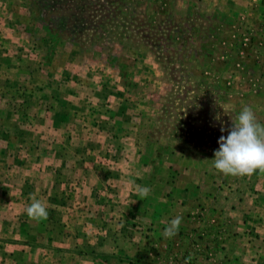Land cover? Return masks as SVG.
Listing matches in <instances>:
<instances>
[{"label": "rangeland", "instance_id": "374dc122", "mask_svg": "<svg viewBox=\"0 0 264 264\" xmlns=\"http://www.w3.org/2000/svg\"><path fill=\"white\" fill-rule=\"evenodd\" d=\"M245 105L264 0H0V264H264V171L212 160Z\"/></svg>", "mask_w": 264, "mask_h": 264}, {"label": "clouds", "instance_id": "9594fccd", "mask_svg": "<svg viewBox=\"0 0 264 264\" xmlns=\"http://www.w3.org/2000/svg\"><path fill=\"white\" fill-rule=\"evenodd\" d=\"M224 129L221 128V132ZM219 148L214 152L213 166L225 176L252 175L257 170L264 171V123H261L250 106H243L240 112L232 119V127L227 136L221 135L218 140ZM141 200L147 198L152 189L137 185L135 180L129 182ZM25 212L36 221L48 219L47 203L30 196V203ZM182 216L177 215L168 221L164 228L165 238L175 236L182 223ZM189 260L191 257L188 258Z\"/></svg>", "mask_w": 264, "mask_h": 264}, {"label": "trees", "instance_id": "16d2710c", "mask_svg": "<svg viewBox=\"0 0 264 264\" xmlns=\"http://www.w3.org/2000/svg\"><path fill=\"white\" fill-rule=\"evenodd\" d=\"M81 14V12H77L75 9H73V19H77L78 18V16ZM116 16V15H115ZM116 17H113V22H116V20L117 19H115ZM87 20H89L87 17H86V19L84 18H80L79 19V25H78V27H76V26H74L73 27V31H71V33L69 32L67 35H66V38H72L73 37V41H79L81 44H86V42H85V40H86V38H87V36H88V31L86 30L87 29V27H83V26H85L87 23H88V21ZM75 23V22H74ZM74 23H73V25H74ZM115 24V26H116V29H117V33H118V37L120 38V39H122V38H126L127 36L125 35V32H120L119 30H118V28L119 27H121L122 26V28H126V26L125 25H118L117 24V22L116 23H114ZM80 25H81V27H80ZM159 25H161V24H159ZM126 31V30H125ZM57 36V35H56ZM62 37V36H61ZM60 37V38H61Z\"/></svg>", "mask_w": 264, "mask_h": 264}]
</instances>
